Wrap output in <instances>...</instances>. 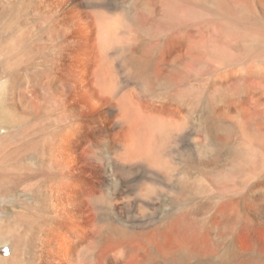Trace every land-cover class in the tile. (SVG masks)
I'll return each mask as SVG.
<instances>
[{
    "label": "rangeland",
    "instance_id": "374dc122",
    "mask_svg": "<svg viewBox=\"0 0 264 264\" xmlns=\"http://www.w3.org/2000/svg\"><path fill=\"white\" fill-rule=\"evenodd\" d=\"M105 63L121 75L118 93L139 87L149 116L161 120L148 147L158 165H120L109 145L97 152L108 178L97 202L104 234L129 231L128 264H264V0H0L8 130L22 124L20 86L34 113L56 119L65 105L42 86L48 76L67 74L89 89L94 66ZM7 171L0 168V264H35L46 195L10 184ZM113 245L100 242L98 264H109Z\"/></svg>",
    "mask_w": 264,
    "mask_h": 264
},
{
    "label": "bare ground",
    "instance_id": "6f19581e",
    "mask_svg": "<svg viewBox=\"0 0 264 264\" xmlns=\"http://www.w3.org/2000/svg\"><path fill=\"white\" fill-rule=\"evenodd\" d=\"M94 67L89 89L83 88L84 82L69 81L67 74L60 78L48 76L42 86L52 90L57 104L65 105L59 118L54 119L53 112L34 113L24 94L26 88L21 86L23 95L18 97L21 108L17 116L22 124L8 130L12 128L11 107L0 117V130L6 129L0 135V142H6L0 168L8 169L4 173L7 181L39 186L46 195L47 208L43 207L41 220H45L42 214L46 209L49 219L41 231V255L35 264H98L100 242L114 243L106 253L109 264H128L127 259L136 250L129 231L115 229L105 235L103 227L98 226L97 202L104 195L108 178L95 156L109 145L120 165L133 161L158 165L159 154L151 156L148 147L156 143L153 136L159 133L161 119L149 116L139 87L126 86L124 92L118 93L121 75L110 63ZM58 71L59 67L55 68ZM99 105L101 110L84 115L85 109H97ZM33 155L38 156L37 162L19 167V160L23 162ZM13 246L15 255L17 246Z\"/></svg>",
    "mask_w": 264,
    "mask_h": 264
}]
</instances>
